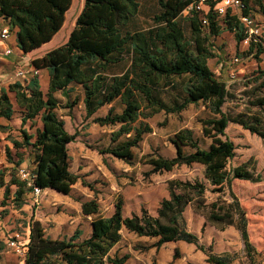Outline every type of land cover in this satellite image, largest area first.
Masks as SVG:
<instances>
[{
	"label": "trees",
	"instance_id": "trees-1",
	"mask_svg": "<svg viewBox=\"0 0 264 264\" xmlns=\"http://www.w3.org/2000/svg\"><path fill=\"white\" fill-rule=\"evenodd\" d=\"M71 1L0 0V18L8 21L10 32L15 31L17 46L26 53L49 41L61 28ZM195 1L155 0L150 21L142 22V0H84L68 39L31 60L35 68L48 70L47 91L41 90L37 76L27 83L15 81L1 90L0 117L15 121L20 132L19 138L10 134L6 137L14 149L12 153L9 146L5 148L10 172H6L7 167L0 168V189L4 198L12 195L15 208L22 207L25 194L32 189L17 174L28 155L34 165L30 170L33 184L42 190L71 195L79 179L70 168L67 147L78 133L66 130L63 115L58 112L62 99L55 92L63 93L69 109L82 101L85 119L91 118L102 127L113 126L107 143L97 151L126 163H131L134 149L152 131L147 119L154 114L179 113L187 105L198 103L208 110V115L198 119L201 137L192 128L182 127L168 138L174 154L144 156L150 172L199 164L203 179L167 180L168 196L160 200L156 215L143 208L140 214L124 216L122 201L118 200L113 212L102 216L96 198L79 199L81 213L92 216L89 234L81 237L82 230L77 228L69 238L51 240L39 238V229L36 234L33 229L22 264H123L126 254H111L123 229L155 239L150 247L183 241L201 249L209 264H231L233 254L213 252L188 230L184 217L187 207L220 230L234 226L249 264H260V253L249 239L245 211L231 189L228 162L235 146L225 136L228 118L222 106L226 84L208 65L214 56L212 37L228 30L240 42L246 33L236 14L230 9L218 14L212 0L206 9L193 8L185 14L184 9ZM242 2V12L251 15L250 0ZM253 2L263 8L262 0ZM261 51L260 43L251 41L243 50L245 55H237L241 58ZM103 107H107L106 112L97 114ZM9 129L8 124H0L1 132ZM10 186H14L12 193ZM225 189L230 201L221 199ZM207 191L220 194L209 201ZM35 238L52 248L31 258V239Z\"/></svg>",
	"mask_w": 264,
	"mask_h": 264
},
{
	"label": "rangeland",
	"instance_id": "rangeland-1",
	"mask_svg": "<svg viewBox=\"0 0 264 264\" xmlns=\"http://www.w3.org/2000/svg\"><path fill=\"white\" fill-rule=\"evenodd\" d=\"M154 2L155 0H142L140 21H150ZM82 3L83 0H73L64 30L56 41H60L68 32L71 27L69 18ZM253 7L257 14L251 16L262 32L263 37L258 43L264 51V9ZM202 8L207 7L202 5ZM211 43L214 56L208 60V65L215 76L226 84L227 93L222 106L228 118L225 136L235 146L234 156L228 162L231 189L245 211L249 239L260 253V264H264V63L259 57L263 51L241 57L234 62L232 57L243 55V50L248 48L249 43L237 42L233 33L228 30L212 37ZM25 56L29 60V55ZM77 92L75 90L74 94ZM106 109L107 107H103L97 114L105 113ZM58 112L63 115L66 130L78 133L74 144L69 148V155L70 168L79 175V179L73 185L71 196L42 190L37 196L38 202H35L28 192L24 196L25 203L20 208L14 207L11 194L4 198L3 189H0V264H18L24 261L25 244L33 229L35 234L36 229H39V238L51 240L69 238L77 228L82 233L83 230L84 234L87 233V220L80 215V205L77 202L81 197L96 198L101 215L111 214L118 200L122 201L124 216L140 214L143 208L149 214L156 215L160 200L168 196L167 180L203 179L202 166L199 164L180 165L171 171L150 172L149 165L144 163V156L149 153L165 156L174 154L168 138L182 127L192 128L195 135L201 137L198 119L208 115V110L202 103L189 104L179 113L160 111L148 118L152 131L145 134L139 146L134 149L135 157L131 163L112 157L102 159L97 148L107 143V136L113 126L102 127L93 123L91 118L85 119L83 105L79 100L71 109L63 101ZM8 125L10 129L7 132L0 131V168L7 167V173L10 172L11 165L6 161L5 148L9 146L12 153L14 149L12 142L6 137L10 134L19 138L20 134L15 121ZM207 143L208 140L204 145ZM8 178L6 176V180ZM13 190L14 186H10L11 193ZM218 194L220 193L207 191V200L215 199ZM221 196V199L231 200L226 189ZM184 217L188 230L198 236L203 246L216 253L233 254L231 264H249L240 233L234 226L220 230L190 207L185 209ZM121 233L122 238L112 248L111 254H126L128 257L123 264H209L205 253L192 243L166 242L156 248L150 247L155 240L153 238L139 237L125 229ZM10 240L23 245L24 253L18 255L8 244ZM32 241L31 258L52 248L36 238L31 239Z\"/></svg>",
	"mask_w": 264,
	"mask_h": 264
},
{
	"label": "crops",
	"instance_id": "crops-1",
	"mask_svg": "<svg viewBox=\"0 0 264 264\" xmlns=\"http://www.w3.org/2000/svg\"><path fill=\"white\" fill-rule=\"evenodd\" d=\"M72 2H73V0L71 1L70 7L65 12L64 21H63V24H62L61 28L53 35V37L49 41L43 43L40 47H38V48H36V49H34V50L30 51V52H26V53L23 52L17 46V41H16V36H15V31L14 30L11 31L10 36H9L8 39H6V40H1L0 39V92H1L2 89H7L8 85L10 83L15 82V81H19L21 83H27L29 81V79L31 78L30 75L28 77H26L25 79H23V78H20V77L17 76V71L20 70V69L31 70V69L35 68L31 64V60L33 58L43 55L47 51H49V50H51V49L63 44L68 39L69 33L72 30L73 26L75 25L76 17H77V15L80 12V10H81V8L83 6V3L81 5V7L79 6L77 11L75 13H73L72 16H70L69 23L71 22V27L68 29V32L60 39V41H56L58 35H60V33L64 30V27L66 25V19H67L68 13H69V11L72 8ZM250 4H251V8H250L251 15L257 14V12L255 11L253 6L259 7V5L254 4L253 0H250ZM204 6L207 7L206 5H204ZM262 6H263V9H264V0H262ZM8 26H9L8 21L3 19V18H0V28L8 27ZM9 46L11 47L12 51L9 54H5L4 50H5V48H7ZM25 55H29V60L25 59V57H26ZM36 76L38 77L41 90L43 92H46L47 89H48V84H49L48 70L47 69H38V73H37ZM55 96L58 97L59 99H63V98L65 99V97L63 96V93H61L60 91L55 92ZM63 101H65V100H63ZM62 118H63V116H62ZM8 123H11V122L6 120L3 117H0V124H8ZM72 144H74V140L69 142L68 145H67L68 154H69V148H70V146ZM100 156L102 157V159H105L107 157H111L108 154H104V155L100 154ZM27 158L28 159H25L18 166V168L19 167L27 168V166H28V168H29L28 170H31L34 167V165L31 163L32 162L31 156L28 155ZM112 158L116 159L114 157H112ZM69 160L71 161L70 155H69ZM47 190L48 191H54V190L45 188V189H43V192H46ZM63 195H65V194H63ZM68 196H71V195H68ZM81 199H82V197H81ZM77 202L79 203V205H81L80 204V200L77 201ZM79 211H80V215L87 220V224H88L87 225V230H86L87 233L84 234V230H83V233L81 234V237H86L89 234V232H90V220L92 219V216L83 215L81 213V208L80 207H79ZM102 216H108V215H102Z\"/></svg>",
	"mask_w": 264,
	"mask_h": 264
},
{
	"label": "built area",
	"instance_id": "built-area-1",
	"mask_svg": "<svg viewBox=\"0 0 264 264\" xmlns=\"http://www.w3.org/2000/svg\"><path fill=\"white\" fill-rule=\"evenodd\" d=\"M210 0H196L193 3H190L185 9L184 13H188L190 9H197V10H202V5H206L207 2ZM215 2L214 4V10L218 12V14H224L227 9H230L231 13L236 14L237 18L239 21L243 24V27L245 29L246 36L243 38V42L245 44L250 43L251 41L253 42H261L262 39V32L260 30V27L257 22L253 19V17L250 14H244L242 12V8L244 7L242 0H212ZM10 30L8 27H2L0 29V39L1 40H6L10 36ZM12 51L11 47H7L4 50L5 54H9ZM260 61L264 62V51L260 53L259 55ZM241 58L238 55H234L232 57V60L237 62ZM38 73L37 68H33L31 70H25V69H20L17 71V76L20 78L25 79L30 75V77L36 76ZM18 176L20 179L24 180L27 184V186H30L32 189L30 193L32 194L33 198L35 199V202H38L37 196L39 193L42 191L39 187L35 186L33 184V179H32V172L28 170L27 168L24 167H19L18 168ZM8 244L14 249V251L18 254L21 255L24 253L23 251V245L17 243L15 240H10L8 241ZM18 264H22L19 262Z\"/></svg>",
	"mask_w": 264,
	"mask_h": 264
}]
</instances>
